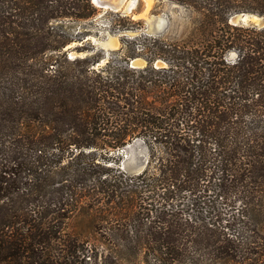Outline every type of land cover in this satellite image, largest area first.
<instances>
[{"label":"trees","instance_id":"1","mask_svg":"<svg viewBox=\"0 0 264 264\" xmlns=\"http://www.w3.org/2000/svg\"><path fill=\"white\" fill-rule=\"evenodd\" d=\"M169 1L198 14L197 42L122 38L99 65L67 24L90 0H0V264H88L78 212L110 264H264V25L230 22L264 20V0ZM135 138L149 159L131 175L115 151Z\"/></svg>","mask_w":264,"mask_h":264},{"label":"rangeland","instance_id":"2","mask_svg":"<svg viewBox=\"0 0 264 264\" xmlns=\"http://www.w3.org/2000/svg\"><path fill=\"white\" fill-rule=\"evenodd\" d=\"M96 8L98 9V12L91 19L67 24L73 29H79L82 32H86L85 40H88L93 47L103 49L104 59L100 61L99 65H103L107 59H110L115 55L114 53L119 52V49L122 47V38L132 39L140 35H147L168 39L172 42L188 44L195 43L199 40L197 31L199 21L198 14L189 8L169 0H152V3H150L148 8L144 0H134L132 7L127 10L125 7L124 11L119 12L109 10L104 11L98 7ZM116 14H119V16L122 17H129L133 22H139V25L135 24L134 26L137 28L134 30H116L112 27L114 20L116 19ZM238 15L240 14L233 16L230 19V22L239 25H264L263 18L257 15L252 14L253 16L245 18L242 22L237 21ZM80 44V42H72L64 48L67 52L68 59H70V55L72 56L71 58L86 55V52L78 53L70 49L74 46H79ZM233 56L234 55L231 54V57ZM129 64L130 67L141 68L146 65V61L143 58L136 57L131 59ZM156 65L160 66L162 63L157 62ZM115 155L119 157V168L125 173L131 175L141 173L145 169L149 159L148 148L140 138L133 139L124 147L115 151ZM67 231L78 237L79 235L84 237L92 245L97 247V251L95 250L96 257L88 261V264H110L109 261H105V257L109 252L96 239L93 225L88 217L79 214V212L76 213L67 222ZM116 256L118 257L119 255L117 254ZM136 256L137 257L132 258L131 261L120 260V258H118V262H115L114 264H145L142 262V259L146 258L143 252L138 255L136 254ZM248 256L255 258L254 254H249ZM149 259H152L151 255L149 256ZM228 264L257 263L251 260H246L243 263Z\"/></svg>","mask_w":264,"mask_h":264},{"label":"water","instance_id":"3","mask_svg":"<svg viewBox=\"0 0 264 264\" xmlns=\"http://www.w3.org/2000/svg\"><path fill=\"white\" fill-rule=\"evenodd\" d=\"M91 3L104 10V11H114V12H119V11H124L125 9V4L122 2V0H91ZM128 8H126L127 10ZM250 16H253L252 14H247V13H241L238 15V22L244 21L245 18H249ZM123 169V168H122Z\"/></svg>","mask_w":264,"mask_h":264},{"label":"bare ground","instance_id":"4","mask_svg":"<svg viewBox=\"0 0 264 264\" xmlns=\"http://www.w3.org/2000/svg\"><path fill=\"white\" fill-rule=\"evenodd\" d=\"M144 1L147 5V8L149 7L150 3H152V0H144ZM122 2L125 4L126 8H130V7H132L134 0H122ZM69 57L71 58L72 56L70 55Z\"/></svg>","mask_w":264,"mask_h":264}]
</instances>
